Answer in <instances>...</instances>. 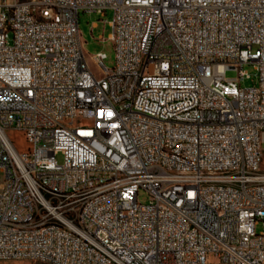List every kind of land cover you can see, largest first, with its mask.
Here are the masks:
<instances>
[{"label": "built area", "instance_id": "1", "mask_svg": "<svg viewBox=\"0 0 264 264\" xmlns=\"http://www.w3.org/2000/svg\"><path fill=\"white\" fill-rule=\"evenodd\" d=\"M263 145L264 0H0V260L264 264Z\"/></svg>", "mask_w": 264, "mask_h": 264}, {"label": "rangeland", "instance_id": "2", "mask_svg": "<svg viewBox=\"0 0 264 264\" xmlns=\"http://www.w3.org/2000/svg\"><path fill=\"white\" fill-rule=\"evenodd\" d=\"M112 19V11L107 10L104 15H99L95 13H84L80 12L78 17V29L80 33V39L82 41V48L87 56H93L97 53H104L106 58L104 60V66L107 69L114 67L115 63V53L112 42L109 40V35L111 33V27L109 25ZM242 71H244L248 78L238 82L241 89L256 87L257 82V72L253 64H245L242 66ZM225 77L228 79H234L237 77V72L229 70L225 72ZM10 138L14 142V145L18 150H23L25 147V140L23 136L16 131L9 133ZM264 148V145L262 146ZM56 161L62 163V156L57 155ZM3 182V173L0 170V184ZM146 194L140 190L137 195V200L139 202L146 201ZM262 230L261 224H258L256 231ZM0 264H47L42 262L30 261V260H0Z\"/></svg>", "mask_w": 264, "mask_h": 264}]
</instances>
